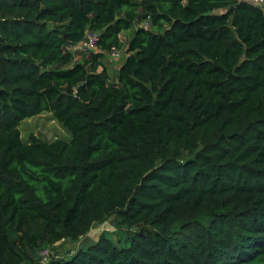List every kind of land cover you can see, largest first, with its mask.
<instances>
[{
    "label": "trees",
    "instance_id": "trees-1",
    "mask_svg": "<svg viewBox=\"0 0 264 264\" xmlns=\"http://www.w3.org/2000/svg\"><path fill=\"white\" fill-rule=\"evenodd\" d=\"M42 112L69 138L24 142ZM112 215L46 264H264V2L0 0V264Z\"/></svg>",
    "mask_w": 264,
    "mask_h": 264
},
{
    "label": "rangeland",
    "instance_id": "rangeland-1",
    "mask_svg": "<svg viewBox=\"0 0 264 264\" xmlns=\"http://www.w3.org/2000/svg\"><path fill=\"white\" fill-rule=\"evenodd\" d=\"M143 26L148 27V24H143ZM120 38L125 43L128 39V34L125 32L120 33ZM83 56L82 54L74 55V58L79 60ZM124 50L120 51V55L115 57L106 53L102 63L107 68L110 73L111 78H115L116 69L119 63L124 59ZM98 70H101L99 67ZM20 136L24 142H28L30 136H35L42 141H51L55 138L68 139L69 133L64 129V127L53 117L50 112H42L38 115H34L23 119L19 124ZM121 232V231H120ZM117 231L115 225V215L110 216L107 220L103 222H98L91 227L89 232L79 240L74 242L63 241L58 243L55 249H52V256L66 257L72 255L74 252L78 251L82 246L94 243L101 234L111 235L115 241H118L122 234Z\"/></svg>",
    "mask_w": 264,
    "mask_h": 264
},
{
    "label": "built area",
    "instance_id": "built-area-1",
    "mask_svg": "<svg viewBox=\"0 0 264 264\" xmlns=\"http://www.w3.org/2000/svg\"><path fill=\"white\" fill-rule=\"evenodd\" d=\"M253 5L262 4L264 0H248ZM88 39V42H85L83 39L80 42H71L68 44L69 51L73 54H84L89 53L90 51H94L96 48V43L99 40V34L93 31H87L85 36ZM110 54L112 56H119L120 51L112 48ZM52 251L49 248H45L40 252V260L38 264H46L49 260V256L51 255Z\"/></svg>",
    "mask_w": 264,
    "mask_h": 264
},
{
    "label": "water",
    "instance_id": "water-1",
    "mask_svg": "<svg viewBox=\"0 0 264 264\" xmlns=\"http://www.w3.org/2000/svg\"><path fill=\"white\" fill-rule=\"evenodd\" d=\"M116 18H117V17H116ZM83 40H84L85 42H88L87 37H84Z\"/></svg>",
    "mask_w": 264,
    "mask_h": 264
}]
</instances>
